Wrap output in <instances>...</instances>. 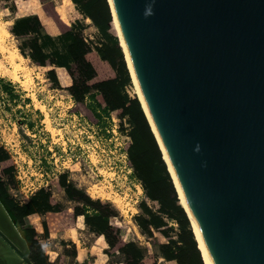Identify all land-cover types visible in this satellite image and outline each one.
I'll use <instances>...</instances> for the list:
<instances>
[{
  "label": "water",
  "instance_id": "water-1",
  "mask_svg": "<svg viewBox=\"0 0 264 264\" xmlns=\"http://www.w3.org/2000/svg\"><path fill=\"white\" fill-rule=\"evenodd\" d=\"M107 3L212 264H264V0ZM0 243L32 264L1 201Z\"/></svg>",
  "mask_w": 264,
  "mask_h": 264
},
{
  "label": "rangeland",
  "instance_id": "rangeland-1",
  "mask_svg": "<svg viewBox=\"0 0 264 264\" xmlns=\"http://www.w3.org/2000/svg\"><path fill=\"white\" fill-rule=\"evenodd\" d=\"M64 6L69 11L68 18ZM13 8V0H0V30L3 32L0 31V146L9 155L4 166L13 167L12 177H1L10 195L18 202H25L39 188L50 191L61 208L57 219L65 221L66 227H69L72 215L68 209L71 210L78 203L69 201L58 185V175L66 173L67 178L92 199L110 204L116 212L109 219L112 230L122 240L135 241L147 248V263L176 264L175 261L165 263L157 257L156 243L175 239L178 225L165 218L167 224L162 230H166L167 235H162L158 230L146 235L133 221L139 212L141 200H145L153 210L158 209V204L144 196L138 180L132 176L126 156L130 143L128 122L119 117L117 111H110L108 117L99 119L88 105V99L78 102L68 93L66 87L70 84V78L65 70L58 77V86L46 76V71L54 65L46 61L45 66H38L23 56L18 47H23L33 35L16 37L11 34L9 21L14 12L9 11H14ZM56 10L66 24L80 22L83 35L92 47L105 41L92 22L79 13L70 0H63ZM54 25L57 28L55 21ZM41 26L42 31L62 51L59 33H52L46 24L41 23ZM116 36L118 38L117 31ZM45 51L52 58L51 47H45ZM10 55H13L17 65L8 62ZM92 61L99 77L115 75L106 62L95 56H92ZM125 63L128 68L126 60ZM130 78L126 91L133 96L136 93L131 74ZM3 82H10L14 97L2 89ZM42 218L44 216H29L25 223L26 226L36 227L38 239L50 262L73 264L80 259L69 238L60 243L58 221H50L52 236L46 238L42 234ZM19 226L24 230L25 226ZM82 241L86 245L93 243L94 250L100 248L101 241L94 239V236L86 234Z\"/></svg>",
  "mask_w": 264,
  "mask_h": 264
},
{
  "label": "trees",
  "instance_id": "trees-1",
  "mask_svg": "<svg viewBox=\"0 0 264 264\" xmlns=\"http://www.w3.org/2000/svg\"><path fill=\"white\" fill-rule=\"evenodd\" d=\"M71 1L79 13L92 22L105 41L92 47L83 35L80 22L65 24L53 10L52 3L48 2L42 5V9L57 25L62 51L55 46L54 40L42 31L38 16L31 14L14 18L10 27L11 34L16 37L33 35L24 43L23 47L27 52H24L23 47H18L20 53L38 66H45L46 61L54 65L46 71V76L58 86L60 82L55 68L65 70L70 78V84L66 87L68 93L78 102L88 99V105L99 119L108 117L110 111H117L119 117L126 119L130 126L127 132L130 143L126 156L130 162L132 176L138 180L144 196L158 204V209L153 210L145 200H141L138 204L139 212L133 217L134 223L146 235H152L153 230L167 235L166 230H162L167 224L165 218L173 220L178 225L176 237L167 242L156 243L157 257L163 261L173 260L176 264H204L191 224L179 204L171 176L141 104L136 95L131 96L126 91V85L130 84L131 78L118 43L107 0ZM47 46L51 47L52 58L45 51ZM92 56L110 65L115 75L99 77ZM2 89L10 97H14L10 82H3ZM8 160V153L0 146V201L10 218L16 224L25 226L24 232L30 243L29 259L32 264H52L38 239L37 229L26 226L25 219L31 214L42 216L46 212H58L61 208L51 192L44 188L36 190L25 202L16 201L2 178L12 177L13 167L4 166ZM58 185L69 201L78 203L73 207L74 215H82L90 230L103 237L108 246L107 254L115 252L122 257L121 260L111 261L109 264H149L146 262L147 248L135 241L122 240L112 230L109 219L115 216L116 212L109 203L92 199L70 181L66 173L58 175ZM40 227L42 234L47 236L45 220L40 221Z\"/></svg>",
  "mask_w": 264,
  "mask_h": 264
},
{
  "label": "crops",
  "instance_id": "crops-1",
  "mask_svg": "<svg viewBox=\"0 0 264 264\" xmlns=\"http://www.w3.org/2000/svg\"><path fill=\"white\" fill-rule=\"evenodd\" d=\"M48 2L52 3L53 10L58 15V18L66 24V22L60 18L59 14L56 10L58 4H61L63 2V0H13L14 8L12 10H14V11H9L10 13L14 12V13H12L13 15L10 17L11 18L9 21L10 26L13 24V20L16 17L35 14L38 16L41 23L46 24L47 27L48 26L50 27V31L52 33L54 31L58 32L56 26L54 25L53 19L51 17H49L44 12V10L42 9V5L44 3H48ZM71 3H72V1H71ZM66 5L67 4H65V6ZM65 6H64V10H65L67 18H68L69 17V11L66 10ZM56 32H54V33H56ZM55 70L57 71V73H59L58 77H60V74L63 75V71H64L63 69L55 68ZM68 211L72 215L69 227H66L65 221H63V220L61 221L60 218L57 219L59 217L58 213L60 211H58V212H46L42 216H39L38 214H31L30 216L36 215L38 218H41L44 216V219L43 218L42 219L45 220L46 225H47V230H48V235L45 236L46 238L49 237V235L52 236V233L50 231H51V229H53V227L51 226L50 221H52V220L53 221L55 220L56 222L58 221V226L60 227L59 228L60 230L57 233H58L59 237L61 238L60 243L65 242L66 239L69 238L71 240V243L73 245H75L74 248L76 250L77 255L80 256V258H85L86 256L90 255V257H92V259L94 260V262L96 264H109L110 261H115V260L120 259L119 255L115 252L107 254L108 246H107L105 240L103 239V237L101 235L94 233L90 230L89 226L84 222V218L82 215H74L73 208H71V210L68 209ZM53 225H54V223H53ZM34 228H36V227H34ZM86 234L90 235V236H94V239H98V241L99 240L101 241L99 249L94 250L95 245H93V243H88L89 245H86L84 243V241H82V239L83 240L85 239ZM65 255H67V254H64V256ZM171 261H173V260L165 261V263L171 262Z\"/></svg>",
  "mask_w": 264,
  "mask_h": 264
},
{
  "label": "bare ground",
  "instance_id": "bare-ground-1",
  "mask_svg": "<svg viewBox=\"0 0 264 264\" xmlns=\"http://www.w3.org/2000/svg\"><path fill=\"white\" fill-rule=\"evenodd\" d=\"M109 2H110V0H109ZM112 23H113V25H114L115 30H116L117 33H118L119 44H120V47H121L122 52L124 53L125 60H126V62H127V65H128V68H129V71H130L131 77H132V81H133V83H134V85H135V93H136V97L139 99V101H140V103H141V105H142V108H143V110H144V112H145V116H146V118H147V120H148V122H149V124H150V126H151V128H152V130H153V132H154V134H155V136H156L157 139H158V135H157V133H156V131H155V128H154V126H153V124H152V122H151V119H150V117H149V114H148V112H147V110H146V107H145V104H144L143 98H142V96H141V93H140V90H139L138 84H137V82H136V80H135V77H134V74H133V72H132V68H131V65H130V61H129V58H128V54H127V51H126V48H125L124 42H123V40H122L121 34H120V32H119V28H118V25H117V22H116L115 16H112ZM0 31H1V33L3 34L2 30H0ZM2 48H3V47H2ZM3 49H4V48H3ZM16 59H17V58H16ZM8 60H9L8 62H10V64L17 65V64L14 63V57H13V55H10ZM158 142H159V139H158ZM159 145H160V148H161V151H162L161 154H162L164 160H165L166 163H167V166H168V168H169V172H170V174H171V176H172V179H173V181H174V184H175V188L177 189V194H178L177 196H178V199H179V203L185 208V210H186V212H187V214H188V217H189V219H190L191 227H192V230H193V232H194V234H195V238H196L197 244H198V246H199V249H200V252H201V257H202V259H203V262H204V264H212V262H211V260H210V257H209V254L207 253L206 249L204 248L203 243H202V241H201V238H200V236H199L198 229H197L196 223H195V221H194V218L192 217V215L190 214L188 208L186 207V204H185L184 199H183V197H182L181 191H180V189H179V187H178L177 181H176L175 176H174V174H173L172 168H171V166H170V164H169V162H168V160H167V157H166V154H165V152H164V149H163V147L161 146L160 143H159ZM15 239H16L17 242L20 243V240H19L18 238H15ZM4 257H5V256H4ZM3 259H4V258H3ZM3 264H8V262H7V261L5 262V260H4Z\"/></svg>",
  "mask_w": 264,
  "mask_h": 264
},
{
  "label": "built area",
  "instance_id": "built-area-1",
  "mask_svg": "<svg viewBox=\"0 0 264 264\" xmlns=\"http://www.w3.org/2000/svg\"><path fill=\"white\" fill-rule=\"evenodd\" d=\"M73 264H96V263L90 256H86L85 258L78 259Z\"/></svg>",
  "mask_w": 264,
  "mask_h": 264
},
{
  "label": "flooded vegetation",
  "instance_id": "flooded-vegetation-1",
  "mask_svg": "<svg viewBox=\"0 0 264 264\" xmlns=\"http://www.w3.org/2000/svg\"><path fill=\"white\" fill-rule=\"evenodd\" d=\"M0 244H1V246H4L3 243H0ZM0 251H2V250L0 249ZM3 257H4V254H3ZM4 258H5V257H4Z\"/></svg>",
  "mask_w": 264,
  "mask_h": 264
}]
</instances>
